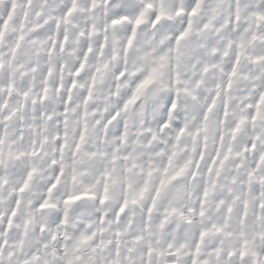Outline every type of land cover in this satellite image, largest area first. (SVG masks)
I'll return each mask as SVG.
<instances>
[{"label":"clouds","instance_id":"9594fccd","mask_svg":"<svg viewBox=\"0 0 264 264\" xmlns=\"http://www.w3.org/2000/svg\"><path fill=\"white\" fill-rule=\"evenodd\" d=\"M12 4L0 264H264V0Z\"/></svg>","mask_w":264,"mask_h":264},{"label":"snow or ice","instance_id":"6c2138e0","mask_svg":"<svg viewBox=\"0 0 264 264\" xmlns=\"http://www.w3.org/2000/svg\"><path fill=\"white\" fill-rule=\"evenodd\" d=\"M23 2H29V0H23ZM198 4H199V0H197V7H198ZM15 6H16L15 0H13L12 7L15 8ZM197 7H193L192 8L191 12L189 13V16H193V15L196 14ZM75 8H76V0H67V5L62 11V18L64 19L65 23L68 22L67 18L72 16L73 12L75 11ZM142 16H143V13H141L139 16H137L136 19L132 22L131 31L129 32V34L125 38V43L123 44V52L125 53V58H126L127 50L130 49L133 46V44H134V42L136 40V27L138 25H140ZM11 18H12V12L10 10L7 19H5L3 16H0V23L6 24L7 20H10ZM60 19H61V17L55 18L57 28H59V26H60ZM157 19H159V17H157ZM123 20H128V17L127 16H121L119 19L113 18L111 20V23L113 25H116V24H119ZM189 24H191V21H189ZM185 35H186V33L182 32L176 37V39L179 41L180 39H183ZM66 39L67 38L65 37V40ZM108 45H109V37L107 35H105L104 40L102 42H100V44H99V48L102 50L103 48L107 47ZM111 46L113 47L114 50L116 48H119L120 47L119 40L117 38L113 37L112 40H111ZM152 71L155 72V69H153ZM148 79H151V76H149ZM145 83H147V80H145ZM134 98L135 97L133 96L132 99H134ZM130 102L131 101H129V103ZM183 132H184V129H180V131L178 133V137H179V135H182ZM262 159H264V157H262ZM0 180H3V177H0ZM163 183H165V181L161 180V184H163ZM159 194L160 193H159V190H158L155 195L158 197ZM140 195L143 196L144 192L141 191ZM205 195H207V192L205 193ZM133 202H135V201H133ZM261 207L264 208V205H261ZM150 210L151 209H149V211ZM121 211H123V209H121ZM228 211H231V208H229ZM202 214L203 213H201V215ZM245 214H246V211H245ZM221 231H222V229L220 227H216V232L217 233H219ZM168 248L171 249L172 245L169 244ZM153 251L156 252V256L158 257L157 264H169V261L167 259H164V257L175 256L177 254V252H178V250H177V252L164 251V250H161V249H155L154 250L151 247H149L148 253H147L149 258H150L149 259V264H151V257H152ZM200 253H201L200 243L197 242L196 245H195L194 251L191 254L193 255V257H196V256H199ZM243 255H244V253L241 252V257H243ZM192 264H197V261H196L195 258L192 260Z\"/></svg>","mask_w":264,"mask_h":264}]
</instances>
